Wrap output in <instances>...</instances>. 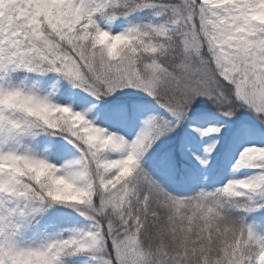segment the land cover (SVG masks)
<instances>
[{"label":"snow or ice","instance_id":"1","mask_svg":"<svg viewBox=\"0 0 264 264\" xmlns=\"http://www.w3.org/2000/svg\"><path fill=\"white\" fill-rule=\"evenodd\" d=\"M262 6L264 0H0V264H264V232L246 215H232L264 210V146L243 147L236 161L255 174L194 195L173 194L146 168L153 145L201 97L226 117L247 108L264 121V19L255 16ZM145 11L149 18L133 19ZM121 18L127 26L113 31ZM17 71L56 74L57 84L87 93L90 106L13 83ZM139 92L167 115H149L134 138L90 116L93 101L117 93L126 98L116 110H131ZM104 107L100 114L110 118L112 106ZM222 130L196 129L201 136ZM42 134L62 138L51 141L57 153L73 154L58 162L36 151L29 141ZM219 143L196 159L208 165ZM177 163L169 157L173 169ZM61 181L82 195L56 190Z\"/></svg>","mask_w":264,"mask_h":264},{"label":"rangeland","instance_id":"2","mask_svg":"<svg viewBox=\"0 0 264 264\" xmlns=\"http://www.w3.org/2000/svg\"><path fill=\"white\" fill-rule=\"evenodd\" d=\"M137 14L133 17L135 19ZM136 20V19H135ZM127 19L121 18L112 24L113 31H120L127 26ZM56 78L53 85L46 92H53L54 98L60 102H73L77 108L89 107L88 101L83 97L88 94L80 89L63 88L59 93L55 92L57 86ZM68 83V82H65ZM136 90L126 89L125 93H135ZM126 97L117 93L115 96L105 97L96 103V109L90 113V116L97 119L105 127H111L113 130H119L127 135L130 139L139 132L143 127V121L151 114L167 115L156 101L139 92L135 95V105L131 110L118 111V106ZM92 99V98H89ZM212 103L210 99L201 97L195 104L194 110H190L187 118L173 132L166 133L162 136L150 150L146 157V168L149 172L155 173L157 180L162 185H167L176 195H190L197 193L199 190L214 191L226 184L230 179H238L250 176L259 171L252 167H235L243 147L249 144L264 146V121L253 111L242 108L239 109L235 116L226 117L223 113L215 108L214 110L205 109V105ZM105 105L112 106L113 111L110 118L103 117L100 113L107 111ZM200 105V107H198ZM217 107V106H216ZM223 124L224 129L221 133H211L207 136H201L196 131L197 128L203 129L211 125ZM62 139L61 137H50L47 134L32 140L31 145L38 152H46L50 158L63 159L70 158L73 153H57L55 146L51 141ZM215 140H219L216 150L210 155L208 165H202L196 159L197 155H206L204 149L207 145ZM66 143V142H65ZM177 158V168L173 169L169 164V157ZM186 173L184 184H180L175 179L176 171ZM256 221L264 218V210L253 212ZM54 216V215H53ZM52 216V218H53ZM51 218V219H52ZM77 218L83 222L82 217ZM54 224L48 231L56 230ZM264 232L263 226L257 227ZM35 230L27 233L32 238Z\"/></svg>","mask_w":264,"mask_h":264},{"label":"trees","instance_id":"3","mask_svg":"<svg viewBox=\"0 0 264 264\" xmlns=\"http://www.w3.org/2000/svg\"><path fill=\"white\" fill-rule=\"evenodd\" d=\"M151 15V13L149 11H145V12H141V13H137V16H136V20H140V19H146V18H149ZM59 77L56 76V74H48L47 76H40L38 74H33V73H27L25 71H17L16 73H13L12 74V77H11V81L13 83H16V84H19L21 82H25L29 85H32V84H36L41 90L43 91H46L48 88L51 87V85H53L54 83V80ZM67 81H64V80H61L59 82V84H57L56 88H55V92L56 93H59L63 88H67V89H71L70 86H67L68 83H65ZM200 107V105L198 106ZM205 109H208V110H214L216 107L215 104H212V103H209V104H206L205 106ZM29 143H32V140L29 141ZM182 172H179L178 170L176 171L175 173V179L180 183V184H184V180H185V177L188 175H186V173H184V170H181ZM151 173V172H150ZM156 179H158L155 175V173H151ZM187 178V177H186ZM168 191L172 192L173 194H175L167 185H163ZM196 193H193V194H190V195H194ZM186 195V194H184ZM182 195V196H184ZM54 214L51 212H49V214H46L45 215V218H44V221H42L41 223V228H43V225L44 224H47L49 223V221L51 220L52 216ZM232 215L234 217H239L241 215H246L247 216V221L248 223H254L256 225V227H258L259 225L263 226L264 228V218L259 221H256V219H254V215L252 213H249V214H245V213H242V212H239V211H233L232 212ZM36 231V230H35ZM34 231V232H35Z\"/></svg>","mask_w":264,"mask_h":264},{"label":"clouds","instance_id":"4","mask_svg":"<svg viewBox=\"0 0 264 264\" xmlns=\"http://www.w3.org/2000/svg\"><path fill=\"white\" fill-rule=\"evenodd\" d=\"M255 16L258 19H264V6L260 7L259 9L255 10ZM56 190L68 195V196H78L82 195V193L77 192L75 189L71 187L66 181H61L57 183Z\"/></svg>","mask_w":264,"mask_h":264}]
</instances>
